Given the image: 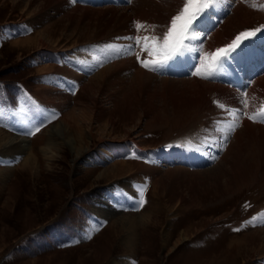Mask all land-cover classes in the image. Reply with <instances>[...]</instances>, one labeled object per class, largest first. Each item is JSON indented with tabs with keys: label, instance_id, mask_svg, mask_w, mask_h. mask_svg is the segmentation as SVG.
Listing matches in <instances>:
<instances>
[{
	"label": "rangeland",
	"instance_id": "obj_1",
	"mask_svg": "<svg viewBox=\"0 0 264 264\" xmlns=\"http://www.w3.org/2000/svg\"><path fill=\"white\" fill-rule=\"evenodd\" d=\"M66 1L70 3L67 2V5L63 4L62 6L61 3L65 2L62 0L37 15L25 18L21 14V7L16 8L10 1L0 0V130L11 137H17L16 139L26 136V139L24 138L26 145L28 144L34 150L35 158L32 162H35L34 166L37 168V172H31L28 168L18 169L20 163L29 156L30 152L26 153L25 151L17 158L7 159L5 154L7 155L8 151L0 150V170H6L0 174V264H264V252L256 251L258 247L254 249L251 245H246V248L245 246L239 248L233 245L236 239L244 237L250 231L257 232L264 229V171L259 170L256 179L254 178L255 181L252 180L251 184L242 185L234 192L222 196L220 194L226 190L228 178L221 170L219 172L215 170L211 174H197L194 175L195 177L184 176V178H181L180 174L179 177L173 174L170 177L176 178L178 183L177 186L172 187L174 197L169 205H167V191L170 188L168 189L166 186L167 191L154 193V181L150 180L139 190L145 196L142 197V206L138 207L137 203L130 207L120 204L118 209L122 210L116 212L114 218L104 219L98 212H95L94 208L100 207V205L103 209L108 207L107 204L98 202L104 196L109 197L110 189H118L119 183L126 175L121 178L118 176L97 178L99 173L111 164V161L102 162L93 158L96 156L101 141L108 143L128 139L127 137L124 139L120 135L123 130L122 124L126 122L128 113L139 123L138 125L136 122L135 125L137 133L140 134L139 149L142 148L141 150L145 153L142 154L139 149L138 151L136 148H132V145H128L129 148L131 147V151L126 152L123 159L117 161L124 160V162L131 163L133 170L137 168L139 170L145 163H148V154L150 156L152 153L151 155L157 157V159H150L154 165L156 162L162 165L165 162L168 163L167 159L163 158L167 156L164 155L165 153L170 156L174 151L197 150L196 145L198 144L205 147L202 151L210 152L208 147L211 145L220 149V153L215 157H213L215 153H210L213 155L211 165L207 168L197 169L201 172L216 168L219 163L227 170L232 164L238 169L237 171H240V167L247 166L245 155L247 149L244 144L248 141L244 136L240 139L239 131L236 132L241 126L232 129L228 125L229 130L227 131L229 132L226 133L223 127L213 123L217 121V112L213 113L210 108L201 105L195 106L192 108L194 110L185 111L188 113L183 114L178 121L169 120L166 126L157 125L150 130L145 129V122L158 109L161 112L165 111L163 115L167 117L177 106L181 109L184 108L183 98H178V101L166 89L171 84L161 85L164 79L174 80L171 78H177L176 81L179 80L183 83L188 80L186 78L192 76V79L198 78L203 82L204 74L210 68L208 65L210 62L213 64L216 56L219 54L224 56L225 52H229V48L239 47L241 44H247L253 38L260 39L264 36V0H118L115 6L105 3V0H88L89 5H83L81 0L75 3L73 0ZM131 5L133 7L129 13L134 12V18L130 20L131 30L130 27L124 25V22L117 28L109 29L100 38L83 44L68 42V47L64 46L60 49L66 43V38L70 37V41L75 38L80 40L86 34V36H93L96 31V28H93V31V29L84 28L83 24L76 23L65 29L63 34L66 37L59 39L58 49L48 46L10 45L14 40L33 37L56 20L66 19L67 12L75 6H89L85 7L88 9L90 7H96L90 9H122L129 8ZM239 6L243 8L240 7L238 10ZM144 10L153 15V21L147 22L142 17V19L138 17V12ZM201 14L203 16L196 22L195 31H193L192 24L195 22V18ZM234 15L236 19L235 17L231 19ZM177 16L180 19L176 20L175 26H173L172 22ZM20 26H22L21 29L27 30L22 31L17 37L5 38V33L3 34L5 29L14 30ZM130 31L132 34L129 35ZM140 31L141 34H139ZM194 36L195 38H193ZM129 37L133 39H127ZM214 37L220 38L217 45L211 44L216 43L213 40ZM222 43L223 45H221ZM131 44H134L135 47L129 53L128 47ZM190 48L197 49V53L191 55ZM220 49L224 51L219 52ZM82 51L94 54L93 57L97 56L102 63L101 66L96 64L92 68L85 69L83 74L79 72L84 79L88 80L89 77H94L100 73L101 67L105 68L106 65V68L112 69L113 65L120 64V69L117 67V70L106 77V81L98 89H95V92L86 93L85 99H82L84 102L80 104L81 91L84 87L82 84L87 82L84 79V82L72 79L74 84H71L75 86L70 92V98L66 100L62 94L69 92L64 88L66 82L62 81L57 70L71 67L68 62L72 56ZM207 54H212V58L208 61L205 60ZM193 58H195L196 64L195 67H190ZM36 59L41 60L37 62ZM131 63H135L138 66L137 69H142L155 76L158 85L159 83L160 85L157 89L150 88L149 95L144 93V89L138 88L141 90L138 92L141 101L135 100L137 97L133 95L136 88L134 90L130 88L127 91L128 97H119L115 93L118 101L116 98L114 99L121 106L122 117L115 118V130H117L115 136L108 135L109 127L105 128V121L109 116V111L114 108L112 106L113 98L111 99L110 96L115 90V85L108 79H113V82L117 83L121 82L123 85L131 82L137 73L136 69L131 68ZM145 64L147 67L144 66ZM44 65L51 67L52 70L44 74L39 73L37 69ZM161 65L167 66L160 71H154L158 76L152 73L153 69L160 68ZM182 71L197 72L193 75L183 76ZM74 72L79 74L77 71ZM128 78L129 80H127ZM44 79L45 81H43ZM124 82L126 83L124 84ZM211 82L215 83L212 79ZM40 84L51 87L49 89L51 91L46 95L47 99L41 100L36 97V88ZM259 85L263 86V84ZM227 86L231 87L230 84ZM257 89L262 91L263 87L259 86ZM257 89H255L256 92H247L246 97L244 96L246 104L252 112L259 109H255L254 106ZM234 93L237 97V102H234L235 107H240L238 102L242 97L239 96V93ZM211 96L215 98L217 96L215 93L207 96L212 105L220 106V100L213 99ZM65 102L67 109L68 105L71 106L68 110L65 109L66 111L74 108L78 103L74 116L78 126L82 128L81 141L78 138V133L72 129H67L62 139L53 137L51 134V127L64 115L62 111L65 110L61 105ZM179 102L181 104H178ZM242 102L245 104L243 99ZM128 104L130 109L125 110ZM225 106V109L234 112L235 107L229 108L226 104ZM262 106H264V99ZM102 109L105 113L100 117L99 112ZM202 109L203 111H201ZM190 112L191 114H189ZM208 112L212 115H209ZM200 113L203 114V117L200 116L202 115ZM204 114H206V118L208 114L209 117H214L216 120L213 118V121L209 117L200 119L203 123L201 125L200 120L198 121L196 118L199 116L204 118ZM139 115L142 117L141 120H137ZM193 115H197L196 118L194 117L196 120L192 118ZM242 116H237L241 123ZM222 118L221 121L228 124ZM189 119L191 120L189 121ZM41 121H44L43 125H40ZM229 122L232 123L230 120ZM249 123L253 124L251 121ZM37 125L40 126L39 131H36ZM85 125L93 127L95 138H89L84 132ZM21 127L26 131L21 132ZM28 132L33 134L27 135ZM189 140L193 141L189 142ZM49 142L55 144L46 150V144ZM254 144H256L255 141ZM87 147L89 153L86 156L87 159L83 158L74 163L75 155L79 149L84 150ZM229 148L232 150L229 151ZM262 148L264 149V145ZM145 155L148 158L147 161L144 159ZM227 155L229 156L226 159L227 163L222 164L221 160H224ZM175 163L187 166L188 168L183 166L187 169L193 168V165L187 163L186 159L173 156L168 163L170 166L167 165L170 167L167 170H173L171 168L176 166ZM171 164L175 165L171 166ZM258 165L260 166V164ZM174 169L176 168L174 167ZM188 171L185 172L200 173L190 169ZM191 199H194L195 202ZM143 212H145L144 215L137 219L136 228L131 234L135 238L134 247L132 250L126 249L123 247L122 239L130 234L126 236L128 231L122 228V224L126 226L130 221H121V227L120 229L118 227V230L117 226L109 228L108 226L112 225L116 218L125 215L137 216ZM147 220L151 222L145 226L144 222ZM106 228L108 229L104 231ZM234 229H239V231H234ZM116 230L120 231L118 235ZM260 236L262 237V234Z\"/></svg>",
	"mask_w": 264,
	"mask_h": 264
},
{
	"label": "bare ground",
	"instance_id": "obj_2",
	"mask_svg": "<svg viewBox=\"0 0 264 264\" xmlns=\"http://www.w3.org/2000/svg\"><path fill=\"white\" fill-rule=\"evenodd\" d=\"M2 1H10V3H12V5L14 7H16V8L21 7L22 8V9H20L21 14H22V16H25V18H26V17H31V16H34V15H37L41 11L43 12V10H45L47 7L53 5L56 2L59 3L62 0H2ZM65 2L61 3L62 6H63V4H66L67 5V2H69V1H66L65 0ZM66 5H65V7H68ZM14 7H12V8H14ZM82 7H84V8H82ZM82 7L75 6V8H73V9L71 8L67 12L68 14L65 15V18L66 19L56 20L53 24L51 23L48 27H46L44 30L42 29L37 34H35L33 37L24 38L22 40H16V41L14 40V41H12V43L10 45L21 44V45H24L26 47L31 46V45H35V46H48V47H50L52 49H58L57 48L58 41H59V39L61 40L64 37L63 32L65 31V29L67 27H69V26H74L76 23L83 24L84 28L86 27L87 29H93V28L95 29L96 28V31H94V29H93V31H94V33L97 32V34L94 35V33H93V36L91 35V37L89 35L86 36L87 35L86 34V35H84V37L82 36L80 38V40H78L76 38L75 39L73 38L74 40H72V41H70L69 40L70 37H68V39L67 38L65 39L66 43L63 46H61L60 49L62 47H64V46H67V43L68 42H72L73 44H83L84 42L85 43L86 42H89L92 39L100 38V37L104 36L109 31V29H111L113 27L114 28H117L119 25H121V23H124V22H125L124 25H126L127 27H130L129 29L131 30L130 20H131V18H134L133 17V13L134 12L131 13V14L129 12L132 11V7H133L132 5L129 8L124 7L122 9H112V8H110V9L109 8L108 9H90V8H96V7H90L88 9V8H85V7H89V6H82ZM107 7H109V6H107ZM240 7H242V6H239L237 9L239 10ZM98 8H101V7H98ZM242 11H243V9H242ZM138 15H139L138 16L139 18L142 17L143 20H145L147 22L148 21H153V15L150 12H147V11L144 10L142 12H138ZM155 15H154V17H155ZM235 15L231 19H233L235 17ZM106 16H107V18H106ZM244 18H245V16H244ZM235 19H236V17H235ZM25 21H27V20H25ZM241 21H243V19H241ZM21 28H22V26L16 27V29H14V30L7 28V29L4 30L3 34L5 33L4 35H5V38L6 39H9L10 36L17 37L18 35H20V32L24 31ZM113 30H115V29H113ZM128 34L129 35L132 34V31H130ZM139 34H141V31L139 32ZM214 36H217V35H214ZM193 38H195V36ZM213 40H215L216 43L213 42L211 44L212 45H217L218 42L220 41V38L216 39L214 37ZM260 41L264 45V36L262 38H260ZM221 45H223V43ZM209 46H211V45H209ZM244 46L245 45L243 44L241 46V48H239V47H237V48H229L230 49L229 52H227V53L225 52V54H224L225 56L224 57H221V58H223V60L225 59V65H224L223 70L220 72V74L215 77V81H216V82L214 81L215 83L211 82V78H212L211 77L212 76L211 73H212V70H213L216 62L218 64V66H219L220 62L222 61V60L219 61L220 54L215 57V59L213 60V64L211 62L209 63L208 66L210 68L205 72L204 77H203V78H205V80L203 82L200 81V79H198L196 77H193V78H196V79H192V76H191V78H186L188 80L183 81V83H182V81H180L182 84L179 82V80L176 81L177 78H171V79H174V80L164 79L162 81V84L161 85H164L165 86L168 83L171 84V85L168 84L169 87H167L166 89L173 96H175V98L177 100H178V98H181V99L183 98L184 104L183 103L182 104L184 105V108L181 109V108H178V106H177L176 109H174L172 111V114L169 113L168 115H170V116L167 115V117H165L163 115L165 111L164 112L163 111L161 112L159 109L156 110V112L153 113L152 117L150 116L151 118L145 122V129H149L150 130V129H153V127L155 128V126H157V125L166 126V123L168 124L169 120L178 121L179 118H182L183 114L188 113V112H185V111L190 110V109H191L190 111H192V110H194L192 108L195 107V106L201 105V106H204L205 108H208V109L210 108L213 111V113H214V111L217 112L216 113L217 114V118H216L217 121H214L213 120L214 117H209V115H212V114H210L211 111L208 112L209 115L207 114V116L209 117V119L211 118L214 121L213 123L216 126L223 127V129L225 130L226 133L229 132V131H227V130H229L228 129V125H230L232 127V129H236L239 126H241V127H239V129L236 130V132L239 131L238 134L240 136V139H242L243 138L242 136H244L245 139L248 141L247 143L245 142V144H244L245 147H246V149H247V152H246L245 155L247 157L248 165L247 166L240 167L241 168L240 171H237L238 169L235 168L234 164H232V165L230 164L231 166L227 170V168H225L223 165L221 166L220 163H219L220 167H218L219 165L217 164L218 165L217 166L218 168L216 167L217 169L216 168H213V169H210V170H207V171L206 170H203L202 172L200 170H197V169H200L201 167L200 168H195V166H193L192 169H194V170H192L191 168H189V169L191 171H198L200 173L189 174L190 172L188 171L189 169H187L188 168L187 166L181 165L179 163H175L176 166H174V167L176 169H174V167H172L171 169H173V170H167V168L168 169L170 168V167H167V165L170 166V164H168L167 162L163 163L162 165L161 164H158L156 162L155 165H154L150 161V159H149L148 160V163H145V165L142 166V167H140L139 170H137L138 168L136 170H133V167H132V164L131 163L124 162V160L123 161H117V160L123 159V157H124L123 155L126 154V152L129 153V151H131V147L134 148V149L136 148V150H138L140 148L139 147V143H141V141L139 140L140 134L137 133V128L135 127V125L138 122L135 121L133 119V117L130 114L127 113V115H126L127 116L126 117V122L122 124L123 125L122 126L123 127V130H122V133H120V135L122 136V138L125 139L127 137L128 139L125 140V141H116L115 140V141H111V142H108V143L105 142V141H101L100 145L97 148L98 151L96 153V156H93L94 160H97V161L98 160H101L102 162L109 161V160L111 161L110 162L111 164H109L104 170H102V172L99 173V175L97 176V178L98 177L99 178H101V177H108V176H118V177L121 178L124 175H126V177L123 179V181L119 183V185H118L119 188L118 189L117 188L110 189V193H109L110 195H109V197L108 196H104L102 198V200L98 202L99 204H107L108 207H106V208L104 207L105 209H103L101 207V205H100V207L97 206V207L94 208L95 209V212H98L99 215H100V217L102 216V218H104V219H109L111 217L114 218L113 216H115L116 212H119V211L122 210V209H118L120 204L125 205L127 207L128 206L130 207L131 205H135L137 203V201H139V199H140V192H139L140 188L143 185H146L145 183H147L150 180L151 181H154V184H153L154 185V191H153L154 193L157 192V191L164 192L167 189V188L165 189L166 186L168 187V189L170 188V190H168V191L166 190L167 191V202H168L167 205H169V204L172 203L173 197H174V195H173L174 194V191L172 190V187L174 185L177 186V183H178L177 180H175L176 178H173L172 179L170 177L173 174H174V176H178V177L181 175V178H184V176H194V175H197V174H201L202 175V174H207V173L208 174H211L215 170H218V172L221 170V171H223L224 174L227 175V178H228L227 183H226L227 184V186H226L227 188H226L225 191H222V193L220 194V196H222V195H225L227 193L234 192L235 190L241 188L242 185L251 184L252 180H254V178L256 179L257 173L260 172L259 170L264 171V149L262 148V146L264 145V106L261 107L262 100L264 99V77H262L264 74L262 76H257L256 79H255V81H254V83H252V85L248 87L247 91H244V92L242 91L244 84H243L241 90H236L234 87H228L227 85H223L222 83H217V82H220L222 80V78L226 77L227 74H226V72L224 73V70H227L228 69L229 71L232 72L234 70L233 67L235 66L236 61L238 59L239 60H242V59H244L246 57L245 50L242 49ZM190 49H191V55L194 54V52H197L198 51L197 49H192V48H190ZM208 50H210V49H208ZM233 51H235V54L232 56L234 62H232L231 58L228 60V55L230 53H232ZM83 52L84 51L78 52V53H76L75 55L72 56V59L68 62L69 66H71V67H67L66 69L63 67V69H58L57 70V72L60 74L59 77L62 79L63 82H66L64 88L67 89V91L69 93H66L65 92V93L62 94L64 96V98H66V100L70 98V95H71L70 92H72V89L75 86V85H72L71 84V83L74 82V81H72V79H74V80L78 79V81H80V82H84V80H85L87 82L85 84H82L84 87H83V89L81 88L83 90V91H81L82 92V95H81V98H80L81 99L80 100L81 102L78 100L80 104L84 102L83 100L85 99L84 97H85L86 93H89V92L90 93H93V92H95V89H98L99 86L102 83H104V81H106V79H105L106 77H108L109 75H111L112 72H114L115 70H117V67L120 69V66H119L120 64L119 65H113V67L110 65L112 67V69L106 68L107 67V65H106L105 68L101 67L102 69H101L100 73H98V74L96 73L97 75H95L94 77H92V78L89 77L88 80L87 79H84L83 75H81L80 73L83 74L84 71H85V69L92 68V66H94L96 64H99L100 63V60H98V57L97 56L96 57H93L94 54H92V53H91L92 54L91 55V54L83 53ZM258 52H259V54H260L261 57L264 56L262 54L264 52V47H263V49L258 50ZM211 58H212V54H207L205 56V60L206 61L210 60ZM41 59H36L35 61L39 62V60H41ZM193 59L195 60V58H193ZM230 60H231V62H232V64L234 66L231 63H227V61H230ZM245 65H246L245 63H242L241 64V66H242L241 69H244L243 67ZM100 66H101V63H100ZM130 66H131V68H133V70L136 69V72H137L134 75V77L131 80V82L127 83L126 85H123V83H121V82L120 83H117L116 81L113 82V79H108V80H111V83L115 85V90H114L113 93L114 94L116 93L117 96H119V97L120 96H124V97L127 96L128 97L129 94L127 93V91L130 88H132L133 90L136 88L135 89L136 91L133 92L135 94H133V95H135V97H137V99H135V100L141 101V98H140V96L138 94V92H141V90H139V89H144V93H147L149 95L150 88L157 89V87L160 85V83L158 85L155 76H153V75L145 72L142 69L141 70L137 69L138 66L135 63H131ZM151 67H150V69H152ZM235 67L237 69H239V65H237ZM71 68H75V69H72L71 70ZM241 69H239V73L240 74L243 73V72H241ZM51 70H52V68L49 67V66H47V65L46 66L45 65L44 66H41L40 68L37 69V71L39 73H42V74L48 73ZM74 71H77L78 73L79 72L80 73L79 74H75ZM195 72H197V71H195ZM64 73H66V74H64ZM127 73H128V71H127ZM152 73L156 74L154 71ZM235 74H237V70H235ZM124 77H125V75H124ZM129 78H131V77H129ZM129 78L127 80H129ZM164 78H167V77H164ZM178 79L185 80L184 78H178ZM234 79L237 82L240 81V83L242 84V82L240 80L241 78H239L238 75H235L234 76ZM108 80H107V82H108ZM123 80H124V78H123ZM212 80H213V78H212ZM43 81H45V79ZM121 81H122V79H121ZM227 81H229V80H227ZM244 81L247 82V80H244ZM126 82H124V84ZM205 82H207V83H205ZM253 84H255V86H253ZM259 84H263V86L262 85H259ZM222 86H224L226 88H224ZM259 86L263 87V90L262 91H259L257 89V87H259ZM50 88H49V86H45L43 84L38 85L37 88H36L37 89L36 90V97H38L41 100L42 99H47L46 98L47 97L46 95H47V93L49 91H51V90H49ZM227 88H229L230 90L227 89ZM102 89L104 90V88H102ZM255 89H257V97L258 98L256 97L255 102H254V106H255V109H258L259 108L256 112H252L251 108L247 104H246V108H245V105L243 104L242 99L238 102V106H240V107H235V103L234 102H237V97H236V94L234 92L239 93V96L240 97H244V96L246 97V94H248L249 92H251V91L256 92ZM113 93L110 96L111 99L112 98L113 99L116 98V94L114 95ZM213 93H215V95L217 96V98H215L213 96H211V97L213 99L220 100L221 103L219 102V104H220L221 107L218 106V105L217 106H213L211 100L208 99L209 97L207 98L208 95H211ZM77 96H79V95H77ZM113 99H112V102H114V103H113L112 106H114V108H113L112 111L111 110L109 111L110 112L109 113V116L107 117L106 121L105 120L104 121H105V128L106 127H109V130L107 131V134L108 135H114L115 136V133L117 131V130H115V125H116L115 124L116 123L115 122V118H118L119 116L122 117L121 116L122 115V113H121L122 110H121V106H119V102H117L118 99H117V101H115V99L114 100ZM177 100H175V101H177ZM208 100H210V101H208ZM180 102L178 104H181ZM225 104L229 108L232 107V106L235 107L234 112L233 111H230L228 109H225L226 108ZM59 105H60V103H59ZM77 105H78V103L75 105L74 108L70 109L69 111H66V110H68L71 106L68 105L69 108L67 109L66 108V106H67V103L66 102L61 105L63 110L66 109L65 110L66 112L65 111H62V113L64 114V115L62 114L63 117L55 125H53L51 127L50 130H51V134L53 135V137L62 139L65 136L64 135L66 133L65 131L67 129L68 130L69 129H72V130L76 131V133H78L79 140L80 141L82 140V137H83V134L81 133L82 128L80 126H78V123L76 122L77 119L74 116V112L76 110V106ZM183 105H181V107H183ZM224 106H225V108H224ZM95 108H96V106H95ZM242 108H244L245 110H243ZM126 109L127 110L130 109L129 104L127 105V107H125V110ZM197 111L199 113V110H197ZM201 111H203V109ZM153 112H154V109H153ZM104 113H105L104 112V109L100 110L99 116L100 117L104 116ZM189 114H191V112ZM195 114H197V113H195ZM200 114H202V113H200ZM204 115H205L204 118H200V116L203 117V114L200 115V116L198 115L199 116L198 118H196L197 115L196 116L193 115L192 118L195 117L199 121L200 119H205L206 118V114H204ZM224 115H226V116H224ZM238 115H240V116L243 115L242 116L243 117L242 123H241V120H238V117H237ZM138 117L139 118L137 120H141V118H142L141 115H139ZM221 118L223 120H226L227 121L226 123H228V124H225L224 121H221ZM190 120L191 119H189V121ZM229 120L232 121V123H230ZM219 121H221V122L218 124ZM249 121H251L253 124L249 123ZM200 122H201V125H202L203 123H202L201 120H200ZM200 122H198V123H200ZM181 123H183V122H181ZM188 123H190V122H188ZM138 125H139V123H138ZM84 127H85L84 128V132L88 135V137L91 138V139L95 138V135L93 133V127L90 126V125L89 126H86L85 125ZM182 127H184V126H182ZM190 127H189V129H190ZM200 128H202V127H200ZM23 129L24 128L21 127V132H23ZM224 130H222V131L224 132ZM227 135H229V134H227ZM25 137L23 136L22 139H16L17 137L16 138L11 137V136L5 134L3 131L0 130V150H6V151H8L7 155L5 154V156L7 157V159L17 158V157H19L25 151H26V153L27 152H30L29 153V156H27L25 158V160L22 163H20V166H19L18 169L28 168L29 170H31V172L32 171H36L37 172V168H36V166H34L35 165V162H32V160L35 158L34 153H33L34 150H32L31 147L28 144L26 145V140H25L26 138ZM49 141H51V140H49ZM254 141L256 142V144H254ZM54 144H55L54 142L47 143L45 149L46 150H49V148H51ZM128 145L129 146L132 145V146L129 148ZM185 145H186V143H185ZM242 147H244V146H242ZM230 148L228 149L229 151L232 150V149L230 150ZM87 149H88V147L86 149H84V150L79 149L78 153L75 155V158H74V161L73 162L75 163L77 161L79 162L83 158L85 159L86 156L89 155V153L87 152ZM141 149H139L140 150V153H142V154L145 153ZM208 149L211 150L210 147H208ZM246 149H245V151H246ZM228 150H226V151H228ZM223 151H224V149H223ZM196 152L198 154V159H199L198 160V165H200V166L201 165L202 166L205 165L204 168L209 167L211 165L210 164V159L208 158L209 156L208 157H205V153L198 152V151H196ZM224 153H225V151H224ZM180 154H183L182 155V158H185V155H188V156L190 155V151L189 150L186 151L185 149L183 151H181V152L175 151L171 155V157L174 156V155H180ZM164 155H167L168 156V154H166V153ZM228 155H229V153H228ZM228 155L224 158V160H221V161H223L222 164L223 163H227L228 160H226V159L229 157ZM147 156H148V158H150L149 154ZM167 156H165L163 158H167ZM210 156H213V155L211 154ZM186 162L193 164V158L186 157ZM249 163H250V165H249ZM175 164H171V166L172 165H175ZM258 164H260V166ZM183 166L184 167H187V168H184ZM5 171L6 170H0V174H2V172H5ZM185 171H188L189 173H186ZM183 183H184V181L182 182V184ZM245 186H247V185H245ZM194 199H191V200L193 201ZM194 202H195V200H194ZM117 203H119V204H117ZM189 204H191V203H189ZM189 204H187V205H189ZM167 207H169V206H167ZM123 210H125V208H123ZM144 213L145 212H143L141 215H137V216H134V215L133 216L132 215L121 216L119 218H116L115 220L113 219L114 221H113L112 225L108 226V228L111 227V226H115V227L117 226V230H118V227H119V229L121 227V221H125V220H129L130 221V222H128L126 224V226H123V224H122V228H124L126 231H128L127 232L128 234L126 236H128L130 234L128 237H125L124 239H122V242H123L122 244H123V247L124 248L129 249V250L130 249L132 250V248L134 247V242H135L134 239L135 238H133V235H131V234H133L134 228H136L137 219L140 216L144 215ZM118 214H121V213H118ZM147 221L144 222L145 226L148 225V223L151 222V221H148V222ZM108 228H106L104 231H106ZM117 230H116V233L118 235V233L120 231L117 232ZM261 234H262V237L260 236ZM233 245H235V246H237L239 248H243V246H245V248H246L247 247L246 245H251L252 248H254V249L258 247V250H256V251L262 250L264 252V229L263 230H260V231H257V232H253V231L251 232L250 231L244 237L239 238V239H236L234 241ZM262 257H259V258H262Z\"/></svg>",
	"mask_w": 264,
	"mask_h": 264
},
{
	"label": "snow or ice",
	"instance_id": "obj_3",
	"mask_svg": "<svg viewBox=\"0 0 264 264\" xmlns=\"http://www.w3.org/2000/svg\"><path fill=\"white\" fill-rule=\"evenodd\" d=\"M73 2H74V3H75V2H78V0H73ZM202 16H203V14H201L200 16H198V17L195 18V22L192 24V30H193V31H195V24H196V22H197ZM179 19H180V17L177 16V17L173 20V22H172V23H173V26H175V21H176V20H179ZM169 35H171V33H169ZM127 39H130V40H131V39H133V38H132V37H129V38H127ZM134 47H135L134 44L129 45V47H128V52L131 53V51L134 49ZM186 50H187V49H186ZM223 51H224L223 49H220V50H219V52H223ZM181 54H183V53H181ZM224 65H225V59L222 60V61L220 62L217 71H216L215 73L212 74V78H215L217 75L220 74V72H221V71L223 70V68H224ZM144 66L147 67V64H145ZM166 66H167V65H161L160 68H155V69H153V71H160L161 69H164ZM189 74L191 75V74H194V73L190 72ZM43 124H44V121H41V125H43ZM39 128H40V126L38 125V126L36 127V131H39ZM26 134H27V135H32L33 133L28 132V133H26ZM142 197H143V192L141 191V192H140V199H139V201H137V206H138V207L143 205V199H142ZM234 231H239V229H234Z\"/></svg>",
	"mask_w": 264,
	"mask_h": 264
}]
</instances>
